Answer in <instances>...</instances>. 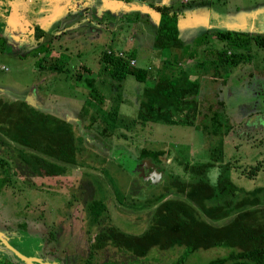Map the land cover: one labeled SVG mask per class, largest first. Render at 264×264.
<instances>
[{
	"label": "rangeland",
	"instance_id": "1",
	"mask_svg": "<svg viewBox=\"0 0 264 264\" xmlns=\"http://www.w3.org/2000/svg\"><path fill=\"white\" fill-rule=\"evenodd\" d=\"M104 2L125 13L124 17L120 18L118 11L106 6L107 16L90 14L86 16L90 23H81L67 32H55L56 38L64 41L55 40L49 45L45 64L58 65L62 69L60 73L37 69V59L45 54L39 51L37 43L22 44L16 51H7L0 40V97L24 98L44 112L64 117L71 123L74 136L80 138L77 163L65 166L62 176L26 178L30 186L18 180L14 182L15 189H6L0 195V242L7 237L5 240L10 246L32 258L31 264H84L88 237L100 227L113 225L125 233H141L149 224L151 210L161 200L182 197L179 187L168 183L173 176L182 182L189 179L182 164L208 161V147L213 140L191 127L146 123L131 131L119 129L124 137L109 138L100 136L96 125L86 127L88 120L80 108L87 100L93 103L90 100L95 91L87 98L84 78L94 79L93 87L103 95V107L116 106L118 114L125 118L135 116L139 91L144 85L128 76L120 86L115 83L111 86L100 60L103 52L129 53L132 56L129 61L134 66L147 69L145 84L151 85L160 58L158 53L153 54L151 44L157 13L141 5L118 9V0ZM153 2L174 5V0ZM178 11L177 26L181 40L188 44L186 52L192 49L191 38L207 37L208 48L247 53L246 56L244 52L243 61L234 68L228 71L227 67L223 68L219 79L211 82L205 78L202 82L206 86L197 98L203 107H216L219 98L216 88L224 86L219 113L221 120L232 127L223 137L221 162L229 165L226 174L236 186L249 190L264 185V48L253 44L246 49L229 48L214 37L215 32L222 31L250 37L263 34L264 0H208L183 5ZM35 51L39 52L34 54ZM168 52L177 50H162L163 54ZM206 58L215 60L213 55ZM77 73L81 76L78 80ZM102 80L107 83L102 84ZM142 147L164 150L165 154L158 161L139 160L137 155ZM258 161L262 165L253 173L251 168ZM218 165L207 172L211 183L215 182ZM90 187L92 197H102L106 206V214L92 227L87 226L82 210L83 202L90 198ZM224 221L227 219L212 223ZM3 247L12 262H21L5 244ZM102 251L95 254V264H106L102 263L106 256H112L116 263L124 261L123 255L110 248ZM227 251L214 247L188 254L182 248L163 251L152 248L140 261L141 264H172L184 254L182 264H203L224 256Z\"/></svg>",
	"mask_w": 264,
	"mask_h": 264
},
{
	"label": "trees",
	"instance_id": "2",
	"mask_svg": "<svg viewBox=\"0 0 264 264\" xmlns=\"http://www.w3.org/2000/svg\"><path fill=\"white\" fill-rule=\"evenodd\" d=\"M150 8L158 14L152 48L177 50L179 53L182 48L176 28L179 8L165 5H152ZM214 37L225 42L229 48L246 49L252 44L264 48V34L248 38L223 31L215 33ZM201 40L203 38L197 39ZM38 46L42 53L49 49L46 44ZM244 52L207 50L204 60L195 63V69L201 74H209L214 80L219 79L223 68L227 67L228 71V68H234L243 61ZM119 53L122 52H103L100 57L111 86L114 83L120 86L128 76L141 84L146 82L149 75L147 69L130 65L129 58L132 56L129 53L119 56ZM208 55H213L215 60H207ZM177 57L175 53H170L161 67L155 70L152 86L141 87L137 111L131 118L119 115L116 106L103 107V95L93 87L94 79L84 78L87 98L93 96L92 91L95 95L90 100L92 104L88 100L82 104L81 114L87 117L86 127L96 125L98 133L104 138L124 137L119 129L131 131L133 127L146 123H165L191 127L213 140L208 147V161L182 164L183 171L189 176L187 181H180L178 176L169 179V184L179 187L181 198L161 200L151 210L148 226L139 234L125 233L113 225L100 227L91 238L88 237L84 264H95V254L104 253L102 250L108 248L123 255L124 261L116 263L112 256H106L102 263L141 264L140 260L152 248L160 251L182 248L190 254L214 247L228 251L224 256L209 259L203 264H264V185L245 190L230 181L226 174L229 165L221 161L223 137L232 126L224 123L223 118L221 120L220 103L217 107L201 106L197 98L200 77L191 80L189 70L177 65ZM47 58L43 55L37 59V69L60 73L62 69L58 65L45 64ZM79 77L80 73H77L75 79ZM79 142L80 138L74 136L71 123L64 117L44 112L24 98L6 100L0 97V195L6 189H15L14 182L18 180L30 186L26 178L62 176L65 166L76 165ZM164 154V150L142 147L137 157L139 160L158 161ZM262 162L264 164V159ZM262 162L253 165L251 171L257 172ZM215 164H219L218 173L215 182L211 183L207 172ZM115 193L119 197L118 192ZM88 195L90 198L83 202L82 210L87 226L92 227L100 223L106 214V206L102 197H92L93 188L88 189ZM225 219L227 221L220 224L212 223ZM0 244L1 264H25L12 262ZM185 256L181 254L172 264H182Z\"/></svg>",
	"mask_w": 264,
	"mask_h": 264
},
{
	"label": "crops",
	"instance_id": "3",
	"mask_svg": "<svg viewBox=\"0 0 264 264\" xmlns=\"http://www.w3.org/2000/svg\"><path fill=\"white\" fill-rule=\"evenodd\" d=\"M104 1L106 0H0V40L2 41L1 46L7 51H16V49L21 48L22 44L24 45L26 43L30 45H32L33 43H37L38 45L46 44L49 48V45H51V43L55 40L63 42V38L61 40L59 38H56V31L60 30L61 32H67V30H74L75 27L77 25H80L81 23L88 24L90 23V20H88L86 16L89 17L90 14L107 16L106 13L109 11H107L106 6H108V9L111 11H118L116 9H112ZM207 1L208 0H174V5L171 7L181 8L183 5L204 3ZM118 3V6H116L118 9L127 8V6L129 5H132V7L134 8H136L138 5L147 8H150L152 5H164L155 3L153 2V0L152 2L151 0H118ZM117 14L121 18L124 17L125 13L118 11ZM176 28L178 32V38L180 39L182 44V48L179 53L178 51L172 53H175L178 56L177 65L189 70V78L191 80H193L197 76L200 77V86L198 92L199 96L200 92L204 90V86H206L205 83H203L205 81V78H207L211 82L215 80L209 74H201L200 71H198L197 69L195 70V63L204 60V54L207 52V50L212 49L208 48L210 46L208 45L209 41L207 40V37H204L201 41H197L198 38L193 37L191 39H193L194 42L190 45V48L192 49L191 51L186 52L185 48L186 46H188V44L183 43V41L181 40L177 21ZM244 36L248 38L253 37H250L246 34H244ZM204 48L207 49L203 50ZM199 50H201V53ZM155 53H158L160 55V58H158L157 61L158 66H156L155 69L157 70L161 67L163 60L167 59L168 56H170V53L168 52L167 54H163L162 50L153 49V54ZM44 55L48 56V53L45 52ZM143 84V86L146 87L152 86L151 83H146V85L144 82ZM223 89L224 86L219 89L216 88V90L219 91L217 93L219 98ZM219 98L217 101L221 104Z\"/></svg>",
	"mask_w": 264,
	"mask_h": 264
},
{
	"label": "water",
	"instance_id": "4",
	"mask_svg": "<svg viewBox=\"0 0 264 264\" xmlns=\"http://www.w3.org/2000/svg\"><path fill=\"white\" fill-rule=\"evenodd\" d=\"M145 8H147V7H145ZM152 10H153V9H152ZM153 11H154V10H153ZM154 12H155V11H154ZM157 15H158V14H157ZM157 23H158V20H157ZM1 243H2V245L5 244V248H7V250H9L11 253L15 254L21 262H23V263H25V264H31V260H30V259H32V258H28V257H25V256H23L22 254H20V253H19L18 251H16L12 246H10V245L6 242L5 239L2 240Z\"/></svg>",
	"mask_w": 264,
	"mask_h": 264
},
{
	"label": "built area",
	"instance_id": "5",
	"mask_svg": "<svg viewBox=\"0 0 264 264\" xmlns=\"http://www.w3.org/2000/svg\"><path fill=\"white\" fill-rule=\"evenodd\" d=\"M119 56H122V53L118 54ZM130 65H133V61H129Z\"/></svg>",
	"mask_w": 264,
	"mask_h": 264
},
{
	"label": "flooded vegetation",
	"instance_id": "6",
	"mask_svg": "<svg viewBox=\"0 0 264 264\" xmlns=\"http://www.w3.org/2000/svg\"><path fill=\"white\" fill-rule=\"evenodd\" d=\"M1 245V244H0Z\"/></svg>",
	"mask_w": 264,
	"mask_h": 264
}]
</instances>
